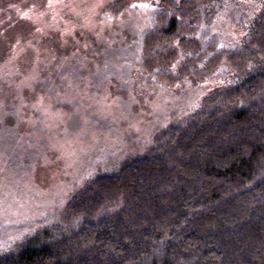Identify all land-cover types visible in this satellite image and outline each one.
I'll return each instance as SVG.
<instances>
[{
    "label": "trees",
    "instance_id": "1",
    "mask_svg": "<svg viewBox=\"0 0 264 264\" xmlns=\"http://www.w3.org/2000/svg\"><path fill=\"white\" fill-rule=\"evenodd\" d=\"M245 1L255 4L250 16H229L224 39L206 37L219 8ZM124 4L148 10L136 25L129 14L111 38L131 31L147 78L161 68L162 77L201 68L222 76L207 102L157 132L147 154L90 177L56 223L0 264H264V0H118L115 8ZM214 55L227 68L202 63ZM9 89L0 84V99ZM10 105L0 119L15 115Z\"/></svg>",
    "mask_w": 264,
    "mask_h": 264
},
{
    "label": "rangeland",
    "instance_id": "2",
    "mask_svg": "<svg viewBox=\"0 0 264 264\" xmlns=\"http://www.w3.org/2000/svg\"><path fill=\"white\" fill-rule=\"evenodd\" d=\"M117 1L0 0V84L12 93L2 96L0 110L9 103L15 114L0 119V255L56 223L90 177L147 154L157 132L207 102L210 83L222 76L201 68L162 77L161 68L155 79L161 83L153 84L140 68L131 31L111 38L129 14L136 25L148 9H117ZM253 7L245 1L232 12L219 8L206 37L224 39L227 18L244 19ZM202 63L227 68L229 60L214 55Z\"/></svg>",
    "mask_w": 264,
    "mask_h": 264
}]
</instances>
